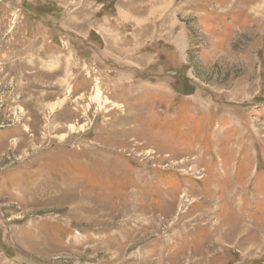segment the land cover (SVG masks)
Listing matches in <instances>:
<instances>
[{"label":"rangeland","instance_id":"374dc122","mask_svg":"<svg viewBox=\"0 0 264 264\" xmlns=\"http://www.w3.org/2000/svg\"><path fill=\"white\" fill-rule=\"evenodd\" d=\"M0 264H264V0H0Z\"/></svg>","mask_w":264,"mask_h":264}]
</instances>
